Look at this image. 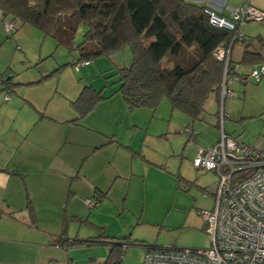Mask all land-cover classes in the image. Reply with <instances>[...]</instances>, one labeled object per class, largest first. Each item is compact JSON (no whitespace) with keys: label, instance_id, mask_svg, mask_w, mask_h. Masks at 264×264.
<instances>
[{"label":"crops","instance_id":"0c3cea01","mask_svg":"<svg viewBox=\"0 0 264 264\" xmlns=\"http://www.w3.org/2000/svg\"><path fill=\"white\" fill-rule=\"evenodd\" d=\"M189 1L211 5L226 18H231L232 11L247 2L264 11L252 5L251 0L245 3L243 0ZM248 23L240 28V35L246 39L254 36ZM42 34L17 23L16 34L9 38L13 37L16 50L20 47L18 43L23 45L20 50L26 51L23 55L29 59L28 69L33 70H21L26 72L18 81L12 76L13 72L20 76L21 72L16 69L9 67L0 73H7L17 84L10 98L5 99L7 91L0 83V264H105L110 246L81 244L65 249L61 244L63 237L80 241L107 237L113 241L126 239L129 246L139 245L138 242L152 246L147 238L132 239L122 234L121 226L111 232L109 225H152L145 220V209L138 206L147 199L148 182L155 176H172L163 165L157 164L158 155L152 141H168L173 131H177L182 140L186 137L180 132L182 126L172 123L175 109L171 104L165 105L164 100L154 110L130 109L118 92V76L105 79L114 73L112 69L127 67L118 59H114V64L100 60L90 62L78 71L67 66L59 74L44 79L60 66L72 62L68 63L66 53L52 38L53 41H47L46 50H41L39 62L59 48L55 63L45 69L39 68L38 63L32 65L28 40L30 37L39 39ZM243 52L244 45L236 43L230 50L233 61L240 62ZM236 65L237 74L229 85L230 90L236 80V83L238 80L246 83L250 78L240 63ZM262 65L251 66L252 71ZM87 85L99 92L103 100L81 118L73 102ZM231 91L233 95L228 98H235L236 93ZM226 100L221 106L220 98L219 106L216 94H212L205 106L206 110L218 104V123L221 110L225 115L222 126L230 118ZM168 118L171 120L167 121ZM194 126L193 123V137L189 134L185 145L186 148L190 144L188 147L194 151L193 161L200 148L213 146L220 139L209 146L196 145L198 134ZM222 126L219 123L220 136ZM223 130L226 133L224 127ZM263 142L258 141L259 146L252 142L250 146L262 149ZM185 148L181 153L183 159ZM91 198L99 200L93 209L86 204ZM128 211L133 213V218L126 217ZM154 225L156 230L163 227ZM134 241L137 244L133 245ZM123 262L127 259L123 258L121 264Z\"/></svg>","mask_w":264,"mask_h":264},{"label":"trees","instance_id":"16d2710c","mask_svg":"<svg viewBox=\"0 0 264 264\" xmlns=\"http://www.w3.org/2000/svg\"><path fill=\"white\" fill-rule=\"evenodd\" d=\"M205 8L206 5L189 0H0L2 19L30 25L53 38L59 47L77 52L72 63L60 66L44 79L59 74L67 66L73 68L77 61H88L89 65L129 47L131 64L112 69L114 73L105 79L119 77L118 92L130 109L154 110L168 100L192 124L204 119L205 106L212 94H216L220 106L218 88L224 61L215 57L220 47L231 50L236 43L244 45L241 61H233L230 55V64H264V36L246 39L240 35L239 27L214 26ZM82 24L88 29L77 44L76 35ZM6 74L0 75V83L7 91L5 99L7 94L10 98V92L17 86ZM102 100L101 94L87 85L73 107L82 118ZM61 241L65 249L81 244L110 246L105 264H121L130 245L126 239L113 241L107 237L84 241L63 237Z\"/></svg>","mask_w":264,"mask_h":264},{"label":"rangeland","instance_id":"374dc122","mask_svg":"<svg viewBox=\"0 0 264 264\" xmlns=\"http://www.w3.org/2000/svg\"><path fill=\"white\" fill-rule=\"evenodd\" d=\"M243 2L245 3L246 0H243ZM251 2L252 5L264 10V0H251ZM248 25L254 32L253 37L264 36V21H250ZM26 27L38 31V29L30 25H26ZM87 29V26L84 24L79 27L76 35L77 44L83 39ZM15 34L16 31L12 33V36ZM13 40V37L9 38L6 34L0 21V73L9 67L16 69L21 72L19 73L20 76L18 77L14 72L12 76L18 81L26 72L21 70H28L30 72L33 68L28 69L30 65L29 59L23 55L26 51L24 49L20 50V47L23 48V45L18 43L20 47L19 50H16ZM44 40L45 36L43 34L39 39L30 37L28 40L32 52L31 59L34 62L32 65L38 63V67L41 69H45L47 66H51V63H55L57 55H59V48L66 53L68 63L73 62L74 57L78 55L77 52H70L65 47L60 46L54 49V53L51 56L47 59H45L46 57H42V60L39 62L41 50L45 51L47 41H53L54 39L52 40L51 37H48L46 38V42L43 43ZM114 59H118L122 66H129L132 60L130 48L126 47L110 58L104 56L97 60L114 64ZM97 60L93 62L95 63ZM240 65L242 69H245V74L250 75L252 67ZM116 76L113 78H117ZM89 78L92 80V77ZM100 78L102 77L100 76ZM95 80L99 79L95 78ZM247 80L246 83L239 80L236 83V80L231 85V90L236 93V97L227 98L226 100V112L230 118L225 120L223 127L226 134L238 140L240 139L250 146L252 142L257 143L264 140V78L261 82H256L252 78H248ZM163 103L170 106L168 100H164ZM218 107V104L215 103L210 109H206L203 120L193 121L195 131L198 134L196 145L209 146L220 137L218 117H216L219 110ZM188 122L192 123V120H189L181 111L175 110V118H173L172 123L178 127L182 126L180 132L185 133L186 137L182 140L180 138L182 136L177 134V131H173L168 141H152V148H154V152L158 155V159H155L158 162L157 164L163 165L166 171L172 175L168 176V178L162 177L163 179L155 176L151 182H148L147 199L145 202L142 201L140 206H138L141 209H145V220H149V224L152 225H109V227L111 226V232H116L117 230L115 229L121 226L122 234L131 236L132 239L136 237L147 238L148 244L170 248H205L208 246L209 236L205 230H202L205 224L200 212L213 208L214 198L209 192L218 180V176L213 171L197 170L193 167L192 153L194 151L191 147H188L190 144L185 148L189 137V133L185 132ZM165 145L166 149L164 148ZM184 148L185 158L183 159L181 153ZM260 148L262 149L259 150H264V142L263 145H260ZM125 215L128 218L134 217L133 213L129 211ZM154 224L163 227L156 230V225ZM145 252V246H129L124 257V261L127 259V262L123 263L143 264Z\"/></svg>","mask_w":264,"mask_h":264},{"label":"built area","instance_id":"2783aa9c","mask_svg":"<svg viewBox=\"0 0 264 264\" xmlns=\"http://www.w3.org/2000/svg\"><path fill=\"white\" fill-rule=\"evenodd\" d=\"M205 12L212 25L227 29L264 21V11L248 2L232 11L231 18L219 15L211 5L206 6ZM0 21L8 36L16 31V22L2 19L1 15ZM215 57L224 61L218 88L222 106L233 95L229 85L235 79L238 65L230 64L229 48L220 47ZM88 63L77 61L73 68L78 70ZM249 77L260 82L264 78V64ZM222 111L221 126L225 119ZM185 132L193 133L191 123ZM192 164L197 170L213 171L218 176L209 192L214 198L213 208L200 212L209 244L205 248H147L143 264H264V150L243 144L226 134L222 126L219 141L200 148ZM86 204L93 209L99 200L87 199Z\"/></svg>","mask_w":264,"mask_h":264}]
</instances>
